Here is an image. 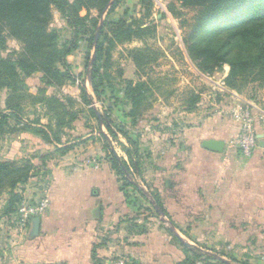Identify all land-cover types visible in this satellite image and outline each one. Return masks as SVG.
Listing matches in <instances>:
<instances>
[{
  "label": "crops",
  "instance_id": "1",
  "mask_svg": "<svg viewBox=\"0 0 264 264\" xmlns=\"http://www.w3.org/2000/svg\"><path fill=\"white\" fill-rule=\"evenodd\" d=\"M139 3L121 0L113 17H123L125 11L140 15ZM107 10L99 17L92 9L88 18H99L100 26ZM53 19L58 20L56 29L71 31L55 10ZM212 110L201 118L198 113V122L188 129H145L140 139L144 160L136 181L142 194L121 190L105 154L94 163L68 164L78 151L74 147L58 165L48 164L51 177L36 199L46 198L48 207L15 230L18 236L8 240L4 264H181L188 255L184 242L225 262L243 258L264 264V117L254 116L257 146L245 158L234 145L240 121L229 110ZM91 137L86 135L82 143ZM205 140L222 141L223 151L204 149ZM117 155L128 161L125 154ZM148 190L155 191L160 206L154 204L163 210L162 217L154 209L160 220L135 203L146 199ZM35 218L37 234L31 236Z\"/></svg>",
  "mask_w": 264,
  "mask_h": 264
},
{
  "label": "rangeland",
  "instance_id": "2",
  "mask_svg": "<svg viewBox=\"0 0 264 264\" xmlns=\"http://www.w3.org/2000/svg\"><path fill=\"white\" fill-rule=\"evenodd\" d=\"M151 2L152 5L147 13H145L140 2V15L131 12L129 17L140 18L142 16L144 26H156L154 36L146 37L144 42L134 41L130 44L117 45L110 51L109 61L105 63L102 60L101 62L104 65V70L102 68L99 70L100 76L103 77V83L100 84L97 79L95 80V86L100 93L98 96L91 87L92 64L90 62L94 53L87 40L92 37V33L84 34V37H75L78 45L77 50L74 51L76 53L66 58L71 66L74 81H68L62 87H53L45 86L41 81L40 74L26 78L24 84L28 96L22 101L16 102L20 104L21 110L15 116L6 108L7 92L5 90L0 91V108L9 116L8 124L3 127V133L0 135V162L9 161L21 164L29 161L35 167L33 172H37L25 185L18 186L16 192L20 193L21 200L10 213H5L9 199L7 194L3 192L0 196V264H4L8 240L17 237L18 234L15 230L25 226V224L19 223L21 217L18 208L21 203L32 204L36 199L41 198L44 182L49 176L51 177V170L47 168L48 164L53 167L63 160L57 153L47 156V159L45 158L46 154L51 153L55 147H68L70 145L78 147V151L70 155V159L66 161L68 164L94 163L95 160H99L105 154L102 150L104 144L101 137L102 133L108 138L110 146L116 154H124L123 147L130 148L131 151L134 150L132 144L119 133V129H121V133L124 132L131 136L132 140L135 139L138 142V150L143 162L145 152L140 139L146 128L152 131L168 128L169 133L172 130L176 131L177 128L188 129L198 122V115L200 118L205 117L206 113L208 115L212 109L214 114L230 110L232 109L231 106L233 108L235 106L231 103L243 104L239 102L238 99L240 98L250 101L249 103L253 105L254 116L257 118L264 117V81L239 82L233 88H229L225 85V79L229 73L228 65H223L222 68L210 75L202 74L189 59L183 43V38H189L191 34L193 17L196 12L188 6H182L181 1L151 0ZM168 5H173L177 18L167 10ZM113 16L116 14L110 15L109 19H114ZM241 16L245 17L246 13L238 12L235 14L234 21ZM183 20H186L188 25H181ZM51 22L50 24L54 26L51 28L59 33L60 44L66 41L64 39L74 37L72 30L67 31L65 29L66 31H63L55 28L58 25V20L55 22L53 15ZM19 49L20 45L8 38L5 48L0 46V57L5 58L12 50L18 52ZM134 49L143 50L141 56H145L149 62L140 72L136 70L130 56ZM126 80H131L134 83L143 80L148 83L150 88L145 93L146 100L139 109L141 116L137 117L134 126L124 116V113H128L130 110V105L124 99L122 92ZM81 87L87 90L91 99L90 104H86L81 98ZM40 90H44V92L40 93ZM191 92L199 95L194 106L187 102ZM43 96L55 97L65 103H67L66 98L73 99L72 106L68 108L76 114V117L69 121L70 118H63L62 116L61 126L58 127L55 123L56 118L53 117V111H50L49 106L45 103L32 104L33 100L42 99ZM220 105L223 107L221 108ZM226 105L229 107L225 108ZM93 109L97 111L98 121L91 113ZM11 113L12 115H10ZM100 121H102V125ZM103 122L111 127L116 138L111 136ZM43 128H48L47 131L50 130L51 136L54 132L53 136H57L60 142L56 143L55 137H51L53 142L48 144L41 133H37ZM88 134H92V137L84 140L83 144L81 139ZM76 140L79 141L74 142ZM88 141H92V143H88ZM81 143L82 145H80ZM132 178L135 182L137 181V175L133 174ZM37 191L40 192L39 196ZM148 191L146 199H144L146 202L142 199L140 202L135 200V203L139 209L148 212V216L158 219L153 208L157 196L154 190ZM127 192H133V190L128 189ZM253 251L252 258L256 255L255 250ZM188 259L190 260L192 257L189 256ZM227 261L229 264H249V261L243 258L236 261L227 259ZM251 261L254 264L255 260Z\"/></svg>",
  "mask_w": 264,
  "mask_h": 264
},
{
  "label": "trees",
  "instance_id": "3",
  "mask_svg": "<svg viewBox=\"0 0 264 264\" xmlns=\"http://www.w3.org/2000/svg\"><path fill=\"white\" fill-rule=\"evenodd\" d=\"M120 1L0 0V46L5 48L8 38L20 45L18 52L12 50L5 58L0 57V91L7 92L6 108L14 113V116L18 115L21 110L20 104L16 102L22 101L28 96L24 84L26 78L40 74L43 84L53 87H62L66 82L74 81L71 66L66 58L78 48L75 37H84L92 33V37L87 40L94 53L91 65V87L98 96L100 93L95 86V80L97 79L100 84L103 83V77L100 76L99 70L104 68V65L101 64L102 60L105 63L109 61L110 51L117 45L130 44L134 41L144 42L146 37L154 36L156 26H144L142 16L140 18L129 17L128 11H125L123 17L109 19ZM176 1H181L182 6H188L196 12L193 17L191 34L189 38H183V43L189 59L198 71L210 75L222 68L223 65H228L229 73L225 79V85L229 88H233L239 82L264 81V0ZM140 2L147 13L152 5L151 0H140ZM106 8L108 10L103 23L98 27L99 18H88L90 10H96L100 17ZM53 10L59 13L60 18L73 31L74 37L62 44L59 43L58 31L50 27ZM82 10L86 11L85 16L80 15ZM167 10L172 16H177L173 5H168ZM238 12H245L246 16H241L234 21L233 17ZM181 25H188V22L183 20ZM209 29L211 30L209 31ZM105 30H107L106 33ZM95 32H98L99 36L94 44ZM142 53L143 50L134 49L130 54L138 72L149 64L148 59L141 56ZM149 89L148 83L143 80H139L137 83L131 80L124 82L123 97L130 105L129 112L124 113V116L133 126L136 125L137 117L141 116L139 109L145 102V93ZM80 90L83 101L90 104L91 99L87 90L83 87ZM43 92L44 90H40V93ZM198 99L199 95L191 92L187 102L194 106ZM36 101L33 100L32 104L45 103L49 106L58 127L61 126L62 116L70 118L69 121L76 117V114L69 110L74 102L71 98H66L67 103L55 97L44 96ZM91 113L98 121L97 111L93 109ZM8 118V114H5L4 110L0 108V135L3 133V127L8 124ZM103 125L111 136L116 138L111 127L104 122ZM47 129L43 128L37 133H41L43 139L48 144H52L51 137H55L53 136L54 132L51 129L53 133L51 136L50 130L47 131ZM119 131L132 144L134 150L131 151L130 148L123 147V152L128 160L125 161L110 146L108 138L101 134L105 159L110 164L118 181L121 182V190L131 188L142 194L143 191L132 178L133 174L141 173L143 165L138 142L132 140L124 132L121 133V129ZM55 141L56 143L60 142L57 136ZM73 148V145L55 147L51 153L46 154L45 158L47 159V156H52L54 153L63 157ZM41 165L44 166V164ZM33 171H35V167L29 161L21 164L9 161L0 162V196L5 192L9 198L5 213H10L16 204H19L21 196L16 190L18 186L25 185L37 173ZM31 172L33 173L31 174ZM155 201L160 206L156 198ZM178 242L182 245L179 240ZM184 249L188 255L181 264H229L214 255L202 254L187 247ZM189 256L192 259L189 260ZM229 260L236 261L234 258Z\"/></svg>",
  "mask_w": 264,
  "mask_h": 264
},
{
  "label": "built area",
  "instance_id": "4",
  "mask_svg": "<svg viewBox=\"0 0 264 264\" xmlns=\"http://www.w3.org/2000/svg\"><path fill=\"white\" fill-rule=\"evenodd\" d=\"M231 116L240 121V131L235 139L234 145L241 152L242 157H249L257 146V140L254 130V113L253 105L251 103L245 102L243 104H236L234 108L229 110ZM48 207V202L46 198L41 201L33 202L32 204H26L22 202L18 208V213L21 217V224H26V222L33 216L46 211Z\"/></svg>",
  "mask_w": 264,
  "mask_h": 264
},
{
  "label": "water",
  "instance_id": "5",
  "mask_svg": "<svg viewBox=\"0 0 264 264\" xmlns=\"http://www.w3.org/2000/svg\"><path fill=\"white\" fill-rule=\"evenodd\" d=\"M98 36H99V33L96 32L95 34V37H94V41L93 43L95 44L97 42V39H98ZM93 58H94V54L92 56V59H91V64L93 62ZM100 124L102 125V121H100ZM202 147L206 150H209V151H212V152H215V153H221L223 151V148H224V143L222 141H219V140H205L203 141L202 143ZM154 206V209L156 210V212L163 217V213L161 211V209L159 208V206H157L156 204L153 205ZM38 227V219L35 218L33 221H32V231H31V236H35L37 234V228ZM170 231L172 233H175V230L173 227H170ZM183 245L185 247H188L190 248L191 246L188 244V243H183ZM220 260H223L220 258ZM225 261V260H223Z\"/></svg>",
  "mask_w": 264,
  "mask_h": 264
}]
</instances>
